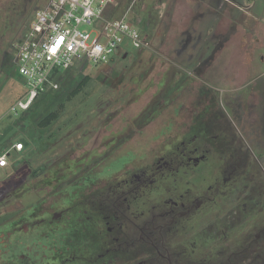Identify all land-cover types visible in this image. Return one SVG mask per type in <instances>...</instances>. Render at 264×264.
<instances>
[{"label":"rangeland","instance_id":"374dc122","mask_svg":"<svg viewBox=\"0 0 264 264\" xmlns=\"http://www.w3.org/2000/svg\"><path fill=\"white\" fill-rule=\"evenodd\" d=\"M48 1L0 0V136L5 144H27L23 153L12 154L11 169H0V182L18 181L21 186L30 174L54 165L60 172L85 171L91 162L102 165L106 159L110 168L118 159L112 165L110 161L130 151L137 156L147 152L150 160L181 135L191 139L199 122L213 125L210 119L220 127H205L211 129L208 136L220 134L228 144L235 135L238 143L243 136L255 154L264 153V0H119V16L132 7L126 20L139 23L138 28L151 36L154 51L138 54L127 45V59L80 64L65 74L58 91L24 116L10 108L24 98L27 88L15 70H7L12 76L4 77L1 65L35 11ZM85 76L90 81L83 92L66 101ZM182 77L186 84L180 83ZM201 86L210 92H199ZM235 97L254 105L251 117L246 113L240 123L231 113L225 119L220 114L225 99ZM62 101L66 105L61 117L47 128L38 127ZM153 101L159 102L160 112L138 130L135 120ZM225 126L227 132L222 131ZM210 155L220 156L216 151ZM22 199L27 202L33 195ZM8 203L0 204V213L16 208Z\"/></svg>","mask_w":264,"mask_h":264},{"label":"flooded vegetation","instance_id":"af4514ba","mask_svg":"<svg viewBox=\"0 0 264 264\" xmlns=\"http://www.w3.org/2000/svg\"><path fill=\"white\" fill-rule=\"evenodd\" d=\"M227 98L222 119L251 117L253 104ZM210 121L150 160L130 151L110 168L54 165L21 186L0 182V204L16 206L0 213V264H264L260 155L243 136L239 147L208 136L220 127Z\"/></svg>","mask_w":264,"mask_h":264},{"label":"built area","instance_id":"2783aa9c","mask_svg":"<svg viewBox=\"0 0 264 264\" xmlns=\"http://www.w3.org/2000/svg\"><path fill=\"white\" fill-rule=\"evenodd\" d=\"M134 4V3H133ZM119 0H49L38 8L30 26L14 45L15 68L27 93L10 112L27 110L40 96L59 89L58 78L79 64L105 65L129 52L151 53V37L139 23L128 22V13L117 16ZM89 26L90 30L83 27ZM22 141L5 144L0 136V169L12 168L13 153L25 151ZM264 175V153L258 157Z\"/></svg>","mask_w":264,"mask_h":264},{"label":"trees","instance_id":"16d2710c","mask_svg":"<svg viewBox=\"0 0 264 264\" xmlns=\"http://www.w3.org/2000/svg\"><path fill=\"white\" fill-rule=\"evenodd\" d=\"M117 12L119 13V9L117 10ZM119 16V14L117 15ZM14 59H15V48L13 46V52L10 53L8 59L6 62L2 63L1 65V72L4 73V77L5 76H12L7 74V70H11V72L13 70L16 71L15 68V63H14ZM80 65V64H79ZM77 66L73 67L71 70H74ZM70 70L66 71L64 74L60 75L58 78V82L60 83L61 79L64 78L65 74L67 72H69ZM6 72V73H5ZM14 73V72H13ZM12 73V74H13ZM17 73V71H16ZM15 73V74H16ZM14 78V75H13ZM90 81V78L85 76L83 79H81L76 85L75 87L68 92L67 96H66V101H71L72 99H74L76 96H78L79 94H81L83 92V90L85 89V87L88 85ZM188 81V80H187ZM183 77L180 79V83H185L187 82ZM179 82V81H178ZM177 84V83H175ZM183 85H181L180 87H182ZM179 87V88H180ZM59 88H60V84H59ZM59 90V89H58ZM57 90V91H58ZM56 92V91H53ZM53 92H48L42 96H40L39 98H37L27 110H23L21 112H24V116H29L32 112H35L36 108L38 107V105L40 104L41 99L47 97L48 95H50V93ZM169 94V93H168ZM169 99L168 95L166 98V101ZM169 101V100H168ZM158 101H153L151 103V105L148 106V108L146 110H144L143 113L140 114V116L135 120V125L137 127L138 130H141L142 127H144L145 125L149 124L154 118L155 116L160 112V108H162L161 106H159ZM65 101L59 102L57 104V108L50 111L49 113H47L43 118H41L39 120V122L37 123L38 127L40 128H47L49 126H51L54 122H56L60 117L61 114L63 113L64 109H65ZM138 125V126H137ZM233 134V133H232ZM235 137L237 138V136L235 135ZM2 139V138H1ZM237 139H235L234 142L229 143V145L231 147H239L240 146V142L238 143V141H236ZM25 147H27V144L25 141L21 140ZM237 142V143H236ZM252 172L257 173L258 169L256 167L253 168Z\"/></svg>","mask_w":264,"mask_h":264},{"label":"crops","instance_id":"0c3cea01","mask_svg":"<svg viewBox=\"0 0 264 264\" xmlns=\"http://www.w3.org/2000/svg\"><path fill=\"white\" fill-rule=\"evenodd\" d=\"M224 1H226V2H227V0H224ZM232 2H233V3H235V1H234V0H233ZM141 31L143 32V30H142V29H141ZM143 33H145V32H143ZM145 34H146V33H145ZM148 35H149V34H148ZM149 36H150V35H149ZM150 37H151V36H150ZM151 39H152V38H151ZM152 41H153V40H152ZM207 67H208V68H212V64H211V65L209 64ZM196 73H197V75H198V76H200V75H201V73H199V72H197V71H196ZM206 73H207V72H206ZM206 73H204V74L206 75ZM204 74H203V75H204ZM205 75H204V76H205Z\"/></svg>","mask_w":264,"mask_h":264},{"label":"water","instance_id":"95a60500","mask_svg":"<svg viewBox=\"0 0 264 264\" xmlns=\"http://www.w3.org/2000/svg\"><path fill=\"white\" fill-rule=\"evenodd\" d=\"M126 57H127V54H125V55L123 56L124 59H126Z\"/></svg>","mask_w":264,"mask_h":264}]
</instances>
